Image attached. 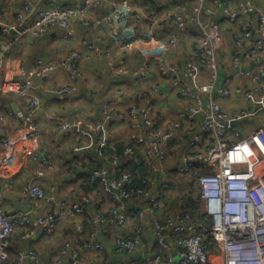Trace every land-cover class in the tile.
<instances>
[{"label":"built area","instance_id":"2783aa9c","mask_svg":"<svg viewBox=\"0 0 264 264\" xmlns=\"http://www.w3.org/2000/svg\"><path fill=\"white\" fill-rule=\"evenodd\" d=\"M124 1L127 4L117 6V12L122 14V26L131 18H154V22L165 25L164 33L169 28L194 32L195 62L161 66L157 70L163 77L170 74L169 90L184 101L179 117L189 121L202 117L201 126L186 127V135H183L175 122L157 118L152 123L143 119L136 111H144L146 101H150L146 117L157 116L156 103L148 97L143 103L134 102L124 114L113 104H105V110L109 107L112 112L111 117L103 116V122L87 123L82 118L70 122L64 115L56 114L55 119L61 122L59 134L72 131L84 141L74 147L75 152L93 147L98 140L95 156L98 160L85 158L90 166V191L96 193L98 199L95 203L96 198L91 193L77 199L61 197L59 183L42 185L39 181L53 165V160L37 150L41 137L37 116L43 104L33 89L39 87L35 81L57 71L65 72L75 85L53 87L52 94L59 98L73 95L82 78L83 54L74 49L60 62L39 57L33 65L21 62L17 70L5 67L3 55L9 50L12 32L37 38L47 34L46 30L60 28L65 39L73 38L72 29L65 28V24L70 25L68 18L74 10L68 13L30 10L25 5L14 22L1 26L7 42L0 43V94L20 96L26 104L19 112L9 103L5 104L9 113L19 119V128L15 131L8 130L0 115V264H8L12 259L11 238L16 231L28 239L40 227L44 237L52 238L58 234L60 223L69 219H73L78 236L59 245L50 264H97L94 257L104 264H121L125 257L134 258L136 264H264V118L260 116L264 115V67L252 70L253 63L256 66L264 59V11L256 0H244L242 11L234 7L235 0H180L174 4L175 9L166 7L170 0ZM136 3L144 5L150 17L136 12ZM88 9L86 3L77 12L84 13ZM81 20H77L80 26L99 31L95 19ZM102 21L101 25H110L107 17ZM223 21L240 24V30L233 37L235 49L229 64L233 60L234 63L215 91L213 82L216 81H210L207 73L215 72L219 63ZM149 27L146 35L154 41L159 31L157 27ZM169 41L176 42L173 37H169ZM154 44L165 48L160 39ZM148 61L135 72L139 85L147 80ZM127 70L123 65L120 72ZM199 70H205L208 78L203 87L196 86L192 79ZM230 74L246 79L235 83L249 104L247 108L232 111L223 106L222 102L233 95L229 88L234 82L228 83ZM186 76L188 79L184 80ZM126 117L133 124L129 127L132 146L125 145L123 156L109 158L105 154L109 141L105 123L123 124ZM235 121L241 125L234 126ZM249 123L256 126L247 131L244 128H248ZM138 127L143 130L138 131ZM21 144L25 157L34 164V174L24 189L30 196L31 210L14 213L6 208L5 189L10 192L17 189L12 161ZM138 155L142 156L146 172L137 174L120 167L122 157L133 159ZM179 155L180 164L176 166L172 164V157ZM186 182H196L200 193L198 205H187L182 199L176 201L181 190L186 189ZM169 203H172L170 210L167 209ZM41 208H48L46 216L37 215ZM28 257L29 254L21 251L16 264H25Z\"/></svg>","mask_w":264,"mask_h":264},{"label":"crops","instance_id":"0c3cea01","mask_svg":"<svg viewBox=\"0 0 264 264\" xmlns=\"http://www.w3.org/2000/svg\"><path fill=\"white\" fill-rule=\"evenodd\" d=\"M66 1L70 2V0ZM177 1L180 0H170L166 4V7L175 9L174 4ZM182 1L189 2L190 0ZM256 1L259 4L262 3L264 6V0ZM110 3L112 2H108L107 5L101 8L99 12L100 15H106L111 11ZM15 4L17 5L14 0H0V43L7 42V39L2 36L1 26L14 22L17 13L22 9V4L20 3V8L18 9L17 7L13 12ZM234 7L242 11L244 0H235ZM133 20L136 23V35L131 33L129 30L130 27L126 26H122L124 30L121 29V33L117 35L112 33V29L108 25H104L100 31L94 32L87 27L80 26L78 21H74V24L77 23V27L72 29L73 38L71 40H67L63 37L64 31L60 28L51 29L40 38L30 35H20L19 31L10 34L11 39H9L10 49L8 50L9 58L7 59V65L15 70H17L21 62L33 65L35 60L39 57H47L55 62H60L68 56L72 49H79L83 54V59L81 61L82 78L77 84V92L73 95L59 98L49 92L50 88L69 83L68 76L65 72L58 71L51 76L42 77V79H36L35 81V83L39 85L36 92L41 97L43 104V109L37 116L41 131L40 144L37 150L51 156L53 160V165L46 171L45 176L39 182L45 186H49L52 183H59L60 187L58 191L61 197L77 199L83 194H94L93 191H90L91 189L88 181V169L90 166L89 163L85 161V158H88L90 161H97L98 158L95 156L99 145L97 140L93 147L85 148L81 152H75L74 147L81 145L84 141L79 139L75 133L74 134L78 137V141H75L74 135L68 134L69 132L63 135L59 134L61 131V122L55 119L56 114L64 115L70 122L75 121L76 118H82L85 122H91L93 120H95L94 122H98L103 118L101 107L105 104H113L114 108H117L124 114L134 102L143 103L145 97H148L149 100L156 103V115L158 116V112L161 111V113L168 115L167 119L163 120L171 122V119H175V123L179 124V130H181L183 135H186V127L194 125L196 128H199V126H201L202 117L190 121L181 119L179 113L184 107V101L174 91L158 87V85H161L162 87L170 88V81L163 79L154 65V63H156L155 60L160 56V51L156 49L150 51V46L147 43L148 37L144 28L147 26L157 27L159 31L158 34L160 35L164 34L165 25L151 20L139 19L137 17ZM222 28L223 42L218 51L219 61L224 69L221 68L219 73L221 79L226 75L227 71H225V68L229 64L234 53L235 47L233 49V37L234 34L240 30V24L231 25L223 21ZM127 30H129L130 33L128 34L130 35L126 36L127 44L125 48L120 51L112 52L110 56L112 58L117 57L120 61L125 58L128 64L125 62L123 65L131 71L134 69L138 70L139 66L145 60H151L152 67L154 68L153 75L142 85L136 82L135 72L120 74V71L111 70L110 66L107 65L110 60L109 57H97L95 54L90 53V49H92L90 44L96 42L100 33L103 36L109 37L106 42L109 43L113 42L114 38L120 34H125ZM187 37L190 39H188L189 46L194 49L196 44L194 32L190 31ZM90 38L92 39L90 40ZM183 41L185 40L183 39ZM106 43L102 45L104 49L109 47ZM180 54L182 53H176L173 56V60L176 59V61H181L179 58ZM205 81H208L206 76ZM222 81L223 80L216 82L214 87L215 91L220 87ZM233 84V89L236 90L232 97L223 101V106L232 111L235 109L247 108L249 104L246 102L242 90L239 89L240 86L235 82ZM67 98L70 101L66 100ZM167 99L170 100L169 104L160 102ZM8 103L14 111L19 112L24 109L25 101L22 97L17 95L5 93L0 96V109L4 115L3 118L6 121L8 130L12 132L19 128V119L18 117H14V114L9 113L8 109L5 108V104ZM260 116L264 118L262 113ZM233 125L239 126L241 122L235 121ZM255 126L256 124L249 123L248 128L244 129L250 131ZM128 128L129 125L127 122L126 124H110L108 128L109 134L107 136L109 141L105 150L107 157L111 158L113 155L123 156L124 147L128 142V132H130ZM63 136L70 137L68 140H65ZM79 157L80 159H78ZM75 160H78L79 163ZM105 160L109 161L107 159ZM137 162L140 164H137ZM142 162L143 159L141 155L133 159L122 157L119 165L122 169L135 171L137 174H140L146 172ZM172 164L176 166L180 164V155L172 157ZM12 169L16 175L15 180L17 189L13 192L5 189L6 208L9 212H14L15 209L9 196L11 195L19 200L25 199L27 193L24 192V189L34 174V164L25 157L22 144L19 145L14 155ZM185 188V190H181L180 194H178L176 201L182 199L187 205H198L200 193L196 182H186ZM94 196L96 198V203L98 196L96 193ZM138 201L142 202V199L139 198ZM105 206L106 208L109 207L108 204H105ZM170 207H172V203H169L167 209L170 210ZM37 212L39 216H46L48 208H41ZM75 236H78V232L75 230L73 219L61 222L58 234L56 237L52 238L44 237L41 234L40 227L37 228L36 233L28 239L22 238L20 231H16L11 238L12 259L8 264H16L17 255L21 251L29 254L25 264H50L54 250L64 241ZM94 261L97 264H104L98 257H94ZM121 264H136V262H134V258L125 257V259H122Z\"/></svg>","mask_w":264,"mask_h":264},{"label":"rangeland","instance_id":"374dc122","mask_svg":"<svg viewBox=\"0 0 264 264\" xmlns=\"http://www.w3.org/2000/svg\"><path fill=\"white\" fill-rule=\"evenodd\" d=\"M110 1L112 2V3H110V9H111V11L108 14H106V15H103V14L100 15L99 12L101 11V8H103L105 5H107L108 2H110ZM14 2L17 3V5L16 4L14 5L13 12H14V10L17 7H18V9L20 8V3L22 4L21 5V8L22 9L20 11L23 10V8H24L25 5L28 6L30 10H33V8L35 10H38V9L45 10L46 9V10H49V11H53V10L60 11V13H68L69 10H74L75 13L73 15L71 14V16L68 18L70 20V25L68 24V22H66L65 28L68 27V26H70L69 27L70 29H74V28L77 27V23L74 24L73 23L74 21L81 20V19H87V20H89L90 18H92V19H95L96 26L98 27V30L100 31V29L102 27H104V25H101L103 23L102 18L103 17H107L109 19V22H110L109 27L112 29V33L114 35H117V34L121 33L122 30H124V27L122 28V21H121L122 14L120 12H117V11H119L117 9V6L120 7L121 4H127L124 0H70V2L69 1H66V0H14ZM152 2L154 3V0ZM86 3H88L89 9L87 11H85L84 13H78L77 12L78 9L80 7H83V5L86 4ZM134 5H135L134 10L136 12H138V13H145V15H146L145 17H147V18L150 17V13L146 12V7L144 5H141L139 3H136ZM257 5H258L259 8L261 7L260 9H262L264 11V6H263L262 3L257 4ZM116 13L119 14V15H116ZM150 20L151 21H154V18H150ZM126 27H130L129 30L131 31V33H134V35H136V30H137L136 29V23H135V21L132 18H131L130 23L127 22ZM150 28L151 27H149V28L145 27L144 30L149 31ZM51 29H56V28H51ZM51 29H49V31ZM129 30H127L125 34H120L121 36L119 35V36L115 37L114 38V41L113 42H109V43H106L109 37L103 36L100 33V35L96 39V42L90 44V46L92 48V49H90V53L95 54L97 57H102V56L109 57L110 60L108 61V64L107 65L110 66V69L111 70L112 69L115 70V71H121V70H123V64L126 62V59L124 58V61H120V60L117 59V57L112 58L110 55H111L112 52L120 51V50H122V49L125 48V46L127 44V37L126 36L130 35V34H128V33H130ZM49 31L46 30L47 33ZM188 33L189 32H185V31L182 32L181 30L176 29V28L175 29L169 28V30H167V32L165 31L164 34H160V35L158 34L157 36H155L154 41H157V40L160 39V44H164L165 45V48H163V49H161L158 46H155L153 40L147 39V43L150 46V51H152L154 49L160 51V56L157 57V59L155 60L156 63L153 62L154 65L156 66V68H161V66L164 67V66L174 65V64H177V66H183V65H185L187 63L195 62V60L197 58V55H195V52H196L195 49H196V47H194V49H192L189 46V43H188V39L189 38L187 37L188 36ZM43 36H40V37H43ZM40 37H37V38H40ZM169 37L175 38L176 42L174 44H172L169 41ZM125 38H126V42H125ZM91 39L92 38H90V40ZM183 39L185 41H183ZM103 43L104 44L106 43L107 45H109V47L111 46V49L109 50V47H107L106 49H104L102 47ZM3 45H2V47H3ZM8 49H10V48H8ZM233 49H234V44H233ZM72 50H74V49H72ZM178 52L179 53H182V54L179 55V58L181 59V61H176V59L173 60L174 59L173 56L176 53H178ZM8 58H9L8 52L6 51V52H4V55H3V64H4L5 67L8 66L7 63H6V61H7ZM230 61H231V59H230ZM230 61H229V63H230ZM219 63H220V61H219ZM219 63H217V67L214 70L215 72L207 73L210 81H212V79H215L216 82L223 80L218 75V73H220V71H221V68L223 69V66H221V64H219ZM233 63H234V60L231 62V64L227 65V67L225 68L226 69L225 71L231 70V66L233 65ZM254 64L255 63H253V65H252V70H257L258 68L264 67V59H262L260 62L256 63V66ZM147 65L149 66V74L146 73L145 79L148 80V79H150L149 78V75H151L153 73V71H154L153 69L154 68L152 67V61L151 60L148 61ZM253 67H254V69H253ZM200 71L201 70H199L197 72H194V74H196V76H195V78H192V79L195 82L196 86L203 87V86H205V70H203L201 72ZM131 72H136V69H134L133 71H131L128 68V70H127L126 73L128 74V73H131ZM119 73L122 74V73H125V72H119ZM158 73L160 75L162 74V72H160V71H158ZM178 75H179V77H182L183 76V74L180 73V72L178 73ZM165 76L166 77H163L162 76L163 79L170 80L169 79L170 74L167 73V74H165ZM228 76H230L228 83L229 82H241V81L246 80L244 77L240 79V77L235 76L234 74H230ZM198 77L200 78V80L197 79ZM68 79H69V83H66V85L74 86L75 83H72L71 82V79L69 77H68ZM187 79H188V77L186 76L184 78V80H187ZM223 81H225V80H223ZM216 82H213V83L215 84ZM171 86L172 85H171V82H170V87ZM55 87H59V86H55ZM158 87L161 88V89H170L169 87L168 88L167 87H162L161 85H158ZM231 87L232 88H229V90L233 94L235 92V90H236V89H233V87H234V84L233 83H231ZM77 88H78V86H77ZM33 89H34L35 93L38 94L36 92V89L37 88L34 87ZM53 89L54 88H50L49 89V92L51 94H52V90ZM4 94L5 93H1L0 96L1 95H4ZM7 94H9V93H7ZM69 99H70V97H69ZM69 99L67 98L66 100L70 101ZM41 101H42V99H41ZM146 102H147V105L150 103V101H146ZM160 102L161 103H164V104H169L170 103V100L167 99V100H162ZM25 104H26V102H25ZM222 104L224 105L223 102H222ZM147 105H146V108H145L144 111H136L137 114L141 115V117H144L143 119L150 120L152 123L155 122L157 118L167 119L168 115L161 113V111L158 112V116H156V118H147L146 117L147 114L145 115V113L148 111ZM24 109H25V107H24ZM24 109H22L21 111H23ZM42 109H43V107L39 110L38 113H40L42 111ZM101 110H102V115L103 116H105V114H107V115H109L111 117L110 114H111L112 111H111V109L109 107H107V110H105V106H102L101 107ZM155 110H157V108ZM118 112H119V110H118ZM0 115L2 117H4L3 113L1 112V109H0ZM60 115H62V114H60ZM123 119H125V121L129 123V127L131 128L133 124L129 121V119L127 117L126 118H123ZM88 120H90V119H88ZM93 121H95V120H93ZM103 121H104V119H102L100 122H103ZM141 121L144 122V120H141ZM126 122H124V123L126 124ZM171 122H175V119H171ZM5 123H6V121H5ZM87 123H89V122H87ZM135 123H138V121H135ZM105 125L108 128L110 126L109 123H105ZM137 130L138 131H142L143 129H140L138 127ZM151 131L154 132L155 129L154 128H151ZM63 134L64 133H62L61 135H63ZM68 134H73L74 137H75V141H78V137H77L78 134L76 136L72 131L69 132ZM63 137L65 138V140H68L70 136H63ZM132 141H133V135L131 134V131H130V132H128V142L126 143V145H127L128 148H130L132 146ZM39 144H40V142H39Z\"/></svg>","mask_w":264,"mask_h":264},{"label":"water","instance_id":"95a60500","mask_svg":"<svg viewBox=\"0 0 264 264\" xmlns=\"http://www.w3.org/2000/svg\"><path fill=\"white\" fill-rule=\"evenodd\" d=\"M29 198H30V196L28 194L25 197V199H23V200H19V199L10 195L9 199L12 201V203L15 206L14 213H17V212L27 213V212H29L31 210V207L29 204Z\"/></svg>","mask_w":264,"mask_h":264}]
</instances>
